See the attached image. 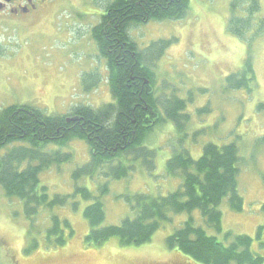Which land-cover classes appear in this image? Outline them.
I'll return each mask as SVG.
<instances>
[{
  "label": "rangeland",
  "instance_id": "obj_1",
  "mask_svg": "<svg viewBox=\"0 0 264 264\" xmlns=\"http://www.w3.org/2000/svg\"><path fill=\"white\" fill-rule=\"evenodd\" d=\"M234 1L190 0L187 15L181 20L130 25L129 40L141 53L156 42L173 40L159 59L152 63L147 59L151 64L145 65L154 75L152 87L160 109L166 100L186 103L178 115L184 129L179 131L177 123L165 117L143 139L155 152L154 169L134 163V168L127 167L128 177L121 180L106 177L108 169L103 167L94 179L76 181L75 170L91 161L90 145L82 138L69 142L61 150L71 155V161L50 166L40 175L50 198L73 195L76 187H87L98 196L99 188L107 184L109 193L102 199L104 226H119L134 214L126 197L138 193L166 196L181 188V180L166 174L167 162L175 153L188 151L198 160L209 143L235 144L241 159L238 190L244 209L232 212L228 202L223 203V233L218 240L229 244L233 238L225 241L226 233L233 237L247 235L254 240L252 250L264 257V30L257 38L249 34L250 41L230 33L228 22ZM113 2L59 0L34 16L4 20L0 27V112L28 105L46 115L68 116L75 107L98 110L112 104L109 67L92 31L102 24V15ZM259 2L260 15L264 16V0ZM247 8L244 4L234 12L246 16L243 11ZM247 60L254 72L252 90L231 89L227 78L241 71ZM88 86L91 89L87 90ZM50 148L45 150L50 152ZM73 201L78 202L77 210L70 205L51 212L43 210L33 223L26 218L23 204L8 198L0 186V264H199L166 244L186 220V214L173 216L148 244L122 246L113 239L89 248L85 243L89 227L84 210L90 202L80 196ZM52 215L67 219L74 229L73 238L64 247L45 244ZM193 217L202 224L199 211ZM31 239H36L38 248L27 254Z\"/></svg>",
  "mask_w": 264,
  "mask_h": 264
},
{
  "label": "trees",
  "instance_id": "obj_2",
  "mask_svg": "<svg viewBox=\"0 0 264 264\" xmlns=\"http://www.w3.org/2000/svg\"><path fill=\"white\" fill-rule=\"evenodd\" d=\"M244 4H248L243 11L246 16H238L234 11ZM189 5L190 0H114L110 3L102 15V24L92 35L109 67L108 85L114 102L98 110L75 107L68 116L46 115L28 105H15L0 112V186L8 198L23 204L26 218L33 223L43 210L51 212L68 205L77 210L78 202L73 201L77 196L90 202L84 210L89 227L85 243L89 248L101 247L113 239L122 246L148 244L173 216L186 214V220L166 239L170 249L199 264H264V257L252 250L251 237H233L226 233L225 241L233 238L229 244L218 240L223 233V203L227 201L232 212L244 209L238 190L241 159L235 144L209 143L198 160L188 151L175 153L167 162L166 174L181 180V188L166 196L138 193L126 197L134 214L119 226H104L106 212L102 199L109 193L107 184L99 188L98 196L87 187H76L73 195L50 198L46 186L40 182V175L50 166L71 161V155L61 149L81 138L90 145L91 161L75 170L76 181L85 177L94 179L103 167L108 169L106 177L113 180L126 179L127 167L134 168V163L154 169L155 152L143 139L165 117L176 122L182 131L184 126L180 125L178 115L185 110L186 103L166 100L162 112L153 92L154 75L145 65L159 59L173 40L156 42L141 53L127 32L131 24L181 20L187 15ZM231 7L230 33L244 41L252 40L249 34L255 38L262 34L264 16L260 15L259 0H237ZM251 74L254 72L247 60L241 71L227 78L229 87L252 90ZM71 118L80 120L68 121ZM46 147L57 148L47 152ZM198 211L202 224L193 217ZM29 236L32 237L31 231ZM73 236L74 229L67 219L51 216L45 230L47 247H64ZM38 244L36 239H31L25 253L37 249Z\"/></svg>",
  "mask_w": 264,
  "mask_h": 264
},
{
  "label": "flooded vegetation",
  "instance_id": "obj_3",
  "mask_svg": "<svg viewBox=\"0 0 264 264\" xmlns=\"http://www.w3.org/2000/svg\"><path fill=\"white\" fill-rule=\"evenodd\" d=\"M54 1L59 0H0V27L3 26L4 20L12 22L21 16H34L36 12L47 9V5Z\"/></svg>",
  "mask_w": 264,
  "mask_h": 264
},
{
  "label": "water",
  "instance_id": "obj_4",
  "mask_svg": "<svg viewBox=\"0 0 264 264\" xmlns=\"http://www.w3.org/2000/svg\"><path fill=\"white\" fill-rule=\"evenodd\" d=\"M68 121H77L76 118H71V119H68Z\"/></svg>",
  "mask_w": 264,
  "mask_h": 264
}]
</instances>
